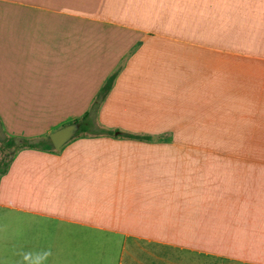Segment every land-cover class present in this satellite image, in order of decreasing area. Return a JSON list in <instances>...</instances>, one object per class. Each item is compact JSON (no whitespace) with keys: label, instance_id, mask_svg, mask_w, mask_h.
<instances>
[{"label":"crops","instance_id":"crops-1","mask_svg":"<svg viewBox=\"0 0 264 264\" xmlns=\"http://www.w3.org/2000/svg\"><path fill=\"white\" fill-rule=\"evenodd\" d=\"M121 64L99 119L151 139L19 151L0 264H143V245L264 264V0H0L8 133L83 116Z\"/></svg>","mask_w":264,"mask_h":264},{"label":"trees","instance_id":"trees-1","mask_svg":"<svg viewBox=\"0 0 264 264\" xmlns=\"http://www.w3.org/2000/svg\"><path fill=\"white\" fill-rule=\"evenodd\" d=\"M122 67V64L119 65L107 76L106 80L98 90L90 109L87 110L83 116L70 122L79 125V128L73 137L81 138L86 136L115 135L130 139H151V136L149 135H141L129 131H120L118 134H115L113 129L102 125L99 121V111L101 106L113 89ZM28 148L51 151L55 149V146L53 145L49 134L39 137H26L8 133L4 129L0 118V178L8 172L17 153Z\"/></svg>","mask_w":264,"mask_h":264},{"label":"rangeland","instance_id":"rangeland-1","mask_svg":"<svg viewBox=\"0 0 264 264\" xmlns=\"http://www.w3.org/2000/svg\"><path fill=\"white\" fill-rule=\"evenodd\" d=\"M94 99H95V97H94ZM93 100H92V102H93ZM92 102H91V104H92ZM91 104L89 105L87 110L90 109ZM102 106H101V108H102ZM100 113H101V109L99 111V115H100ZM99 121H100V119H99ZM101 124L104 125L102 122H101ZM104 126H106V125H104ZM109 128H111V127H109ZM44 135H47V134H38V135H34V137H39V136H44ZM19 136H21V135H19ZM26 137H28V136H26ZM29 137H32V136H29ZM76 139H78V138L73 137L65 145H63L61 149L55 148L54 152L55 153L64 152L66 145L68 143L72 142L73 140H76ZM6 211H10V210L7 209ZM6 213L9 214L10 212H6ZM4 216L5 215H0V222L10 223L11 218H8L7 216L4 217ZM148 248L150 251H152V253L148 252L149 251ZM148 248L143 245V264H227V262H225L224 260L220 259L217 256H209V255H205V254H202L199 252H194L191 250L164 249V248H159V247H148ZM160 257H162V259Z\"/></svg>","mask_w":264,"mask_h":264},{"label":"water","instance_id":"water-1","mask_svg":"<svg viewBox=\"0 0 264 264\" xmlns=\"http://www.w3.org/2000/svg\"><path fill=\"white\" fill-rule=\"evenodd\" d=\"M78 128L77 123H69L51 132L50 138L55 148L60 149L74 136Z\"/></svg>","mask_w":264,"mask_h":264}]
</instances>
